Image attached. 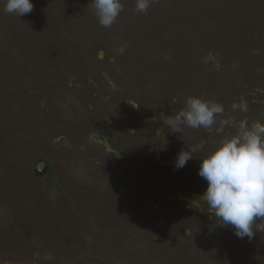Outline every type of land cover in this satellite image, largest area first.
Segmentation results:
<instances>
[{
    "label": "rangeland",
    "instance_id": "1",
    "mask_svg": "<svg viewBox=\"0 0 264 264\" xmlns=\"http://www.w3.org/2000/svg\"><path fill=\"white\" fill-rule=\"evenodd\" d=\"M32 2L0 0V264H264V230L238 238L198 200L217 125L162 123L189 95L264 119V0H122L110 28L91 0Z\"/></svg>",
    "mask_w": 264,
    "mask_h": 264
},
{
    "label": "clouds",
    "instance_id": "2",
    "mask_svg": "<svg viewBox=\"0 0 264 264\" xmlns=\"http://www.w3.org/2000/svg\"><path fill=\"white\" fill-rule=\"evenodd\" d=\"M4 12L22 17L33 9L32 0H3ZM150 0H136L135 11L144 13ZM91 8L101 26L110 28L123 10L122 0H91ZM173 103L176 98L173 97ZM233 112L246 113L244 102L231 105ZM225 109L212 99L189 95L183 106L172 115H165L162 123L171 133L182 132L183 127L205 128L215 131L220 139L200 159L198 175L206 181V189L199 201L208 207L221 227L231 226L238 238L251 239L254 231L264 230V119L249 121L247 117L220 119ZM234 131L225 132L226 128ZM203 151V144L182 149L174 167L184 168L193 154ZM257 219L259 223H254ZM43 259L53 260L51 254Z\"/></svg>",
    "mask_w": 264,
    "mask_h": 264
},
{
    "label": "water",
    "instance_id": "3",
    "mask_svg": "<svg viewBox=\"0 0 264 264\" xmlns=\"http://www.w3.org/2000/svg\"><path fill=\"white\" fill-rule=\"evenodd\" d=\"M45 168H46V165H45V163H43V162L40 163L39 166H38V170H39L40 172H44Z\"/></svg>",
    "mask_w": 264,
    "mask_h": 264
},
{
    "label": "trees",
    "instance_id": "4",
    "mask_svg": "<svg viewBox=\"0 0 264 264\" xmlns=\"http://www.w3.org/2000/svg\"><path fill=\"white\" fill-rule=\"evenodd\" d=\"M37 173H38L39 175H42V172H40L39 170H37Z\"/></svg>",
    "mask_w": 264,
    "mask_h": 264
},
{
    "label": "flooded vegetation",
    "instance_id": "5",
    "mask_svg": "<svg viewBox=\"0 0 264 264\" xmlns=\"http://www.w3.org/2000/svg\"><path fill=\"white\" fill-rule=\"evenodd\" d=\"M37 170H38V167H37Z\"/></svg>",
    "mask_w": 264,
    "mask_h": 264
}]
</instances>
